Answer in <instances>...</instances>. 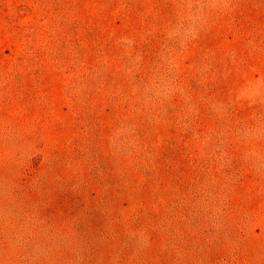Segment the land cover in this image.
Masks as SVG:
<instances>
[{"label": "rangeland", "instance_id": "374dc122", "mask_svg": "<svg viewBox=\"0 0 264 264\" xmlns=\"http://www.w3.org/2000/svg\"><path fill=\"white\" fill-rule=\"evenodd\" d=\"M0 264H264V0H0Z\"/></svg>", "mask_w": 264, "mask_h": 264}]
</instances>
